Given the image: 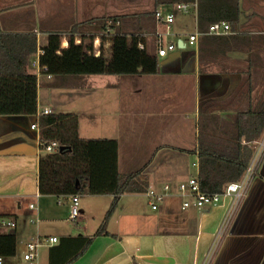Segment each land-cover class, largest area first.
I'll return each instance as SVG.
<instances>
[{"label":"crops","instance_id":"crops-1","mask_svg":"<svg viewBox=\"0 0 264 264\" xmlns=\"http://www.w3.org/2000/svg\"><path fill=\"white\" fill-rule=\"evenodd\" d=\"M155 1L0 0L2 33L36 35L37 50L26 70L36 76L37 114L45 108L50 114H76L80 138L116 139L118 172L143 169L146 190L161 192L169 185L155 209L145 192L121 194L106 234L93 237L69 264H209L211 258L210 264H264V154L219 243L229 198L198 210L182 207L177 189L180 182L198 177L200 137L210 135L216 144L239 141L252 147V157L264 140V127L252 143L234 128L237 115L248 118L249 111L264 108V0H237L240 15L234 29L217 35L198 30L197 0L175 2L188 3L186 12L174 10L175 3ZM160 5L174 12L164 40L183 46L158 57L155 74H97L93 81L82 79L91 75L55 77L39 64L48 34L60 35L61 49L70 37L86 45L97 26L85 22L115 15L128 14L123 25L131 20L142 27L143 47L156 54L154 32L164 26L153 17L135 16ZM196 32L197 40L189 44L188 36ZM108 42L104 56L110 59ZM211 114L214 131L203 125ZM36 121V115H0V219L13 220L16 235V252L4 257V264H22L27 243L51 236L57 242L38 247V264H49L54 248L61 251H54L53 262L61 263L73 253L66 238L91 237L112 200L110 194L75 190L73 177L85 165L57 169L40 152L39 128L31 127ZM74 195L78 215L71 220Z\"/></svg>","mask_w":264,"mask_h":264},{"label":"trees","instance_id":"trees-1","mask_svg":"<svg viewBox=\"0 0 264 264\" xmlns=\"http://www.w3.org/2000/svg\"><path fill=\"white\" fill-rule=\"evenodd\" d=\"M179 0H156L158 3H175ZM189 1V0H188ZM193 1V0H191ZM240 12L237 0H197V28L207 31L208 27L219 21H226L234 29ZM154 18L153 12L136 15ZM124 18L128 15H115L90 19L85 23L100 25L103 33L101 42H111V57L107 59L104 51L96 54L90 42L76 44L72 37L66 48L61 49V37L58 33L47 36L43 52L39 56V64L46 67V72L57 77L67 75L97 74H155L158 72V57L149 53L144 46L145 37L137 32L127 34L123 31ZM123 19V20H122ZM123 22V23H122ZM107 25L115 26L114 32H106ZM136 30L137 28L132 27ZM140 29V28H139ZM75 30V29H74ZM37 50V39L34 33H2L0 31V115H36L39 128V140L45 142L57 140L62 150L46 157L53 165L83 164L84 169L76 172L73 181H78V193L110 194L112 200L104 218L91 237L77 236L66 238L71 241L73 253L61 263L69 264L81 255L93 237L106 234L105 225L113 213L119 196L123 193H141L147 188L143 169L130 173H120L117 169L116 139L91 138L83 139L77 134V115L73 113L37 114L36 76L27 72L28 58ZM204 115V114H203ZM214 116L205 115L204 127L214 131ZM264 127V108L249 111L248 118L237 115L234 128L243 134L248 143L256 140ZM231 136L234 133L231 132ZM210 135L200 137L198 147V179L202 191L206 193L220 192L223 186L237 181L243 175L253 154L252 147L241 145L239 141L226 140L216 144ZM257 173L255 174V176ZM254 176V177H255ZM60 253L58 248L53 253ZM16 252V235L13 232L0 234V256L10 257ZM53 253L49 264H55Z\"/></svg>","mask_w":264,"mask_h":264},{"label":"built area","instance_id":"built-area-1","mask_svg":"<svg viewBox=\"0 0 264 264\" xmlns=\"http://www.w3.org/2000/svg\"><path fill=\"white\" fill-rule=\"evenodd\" d=\"M174 10L186 12L189 4L188 3H175ZM154 19L158 24L164 26V30L156 29L154 32L156 40V55L157 57H165L169 51H173L178 47V44L173 42H166L164 40V35L169 34L170 26L174 21V12L173 10L167 9L166 6L160 5L155 8ZM230 31V26L226 21H219L212 23L208 30L204 34H222ZM106 32L111 33L112 27L107 25ZM199 32L190 34L188 36V43L193 44L197 40ZM144 36V34H139ZM100 39L95 37L93 39L94 50L96 54L100 53ZM182 41V40H181ZM139 48H143V44H138ZM46 70V67H44ZM50 114V110L45 108L41 111L40 115ZM32 128L38 129L37 123L31 125ZM60 144L57 140H49L45 142H40L39 140V149L43 154H53L59 150ZM264 154V140L260 142L258 149L254 156L250 159L243 175L237 181H231L226 183L220 192L215 193H206L201 190L199 185V179L197 176L191 177L184 182H180L177 185L178 194L182 197V207L193 206L198 210L204 208L215 206L220 203L221 200L229 198L227 215L223 223L221 224L218 230V238L221 239L224 235L225 229L232 219L237 207L239 206L241 200L245 196V193L249 187L251 180L254 178L257 173L260 161ZM169 185L164 186V191H157L156 189L149 188L145 191V196L147 197L148 203L152 209L157 207V203L167 195L166 190L168 191ZM73 205L70 208L69 218L71 220L76 219L78 215V196L74 195L72 197ZM30 208H33V204L29 205ZM0 226L4 228L6 232H10L15 227V222L11 219H0ZM218 239V240H219ZM57 242V237L51 236L47 238H37L32 242L27 243V250L22 255V264H38V253L37 249L44 244H52ZM0 264H4V257L0 256Z\"/></svg>","mask_w":264,"mask_h":264},{"label":"rangeland","instance_id":"rangeland-1","mask_svg":"<svg viewBox=\"0 0 264 264\" xmlns=\"http://www.w3.org/2000/svg\"><path fill=\"white\" fill-rule=\"evenodd\" d=\"M127 15H128V14H127ZM127 19H128V18H127ZM97 25H98V26H97V30H95V33H94L93 36H94V37L97 36V37L100 39L104 32H102V31L100 30V25H99V24H97ZM116 26H117V25L112 26V31H113V32L115 31L114 28H115ZM132 27L136 28V27H138V26H136V27L133 26V25L131 24V20H130V22H128L127 24L123 25V31H125L127 34L132 33L133 31H135V32H137V33L139 34V33L142 32V30H143L142 27H140V29L137 28L136 30L132 29ZM100 40H101V39H100ZM100 40H99V41H100ZM89 41H90V40H89ZM91 43H92V45H93V49L96 50V48H94L93 40L91 41ZM99 43H100V46H98V47H99L98 49H102V50L104 51V53H105V50H106V52H107V44L109 43L108 40H105L103 43L100 41ZM149 48H150L151 50L154 49L152 43H151V46H150ZM97 77H98V76L91 75V76H85V77H83L82 79H90V80L95 81V80L98 79ZM261 95H262V94H260L259 96H261ZM204 109H206V108H204ZM206 110H207V109H206ZM65 165H67V164H65ZM48 169H49V168H48ZM50 172H52V165H51V168H50ZM222 202H223V200H221L219 204H221ZM227 205H228V204H227ZM222 236H223V235H222ZM221 239H222V238H221ZM221 239L218 240V243L221 241ZM8 258H9V257H8ZM211 260H212V258L209 260V264H210ZM6 261H8V260H6Z\"/></svg>","mask_w":264,"mask_h":264},{"label":"water","instance_id":"water-1","mask_svg":"<svg viewBox=\"0 0 264 264\" xmlns=\"http://www.w3.org/2000/svg\"><path fill=\"white\" fill-rule=\"evenodd\" d=\"M181 46H183V45H181V44H178V47H181ZM64 148V146H60L59 147V150H62ZM10 232H12L13 233V230H11Z\"/></svg>","mask_w":264,"mask_h":264}]
</instances>
